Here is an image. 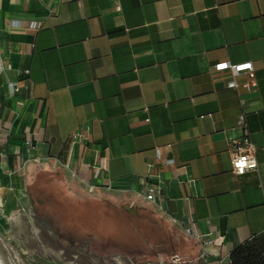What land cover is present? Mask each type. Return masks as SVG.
<instances>
[{
	"label": "crops",
	"instance_id": "1",
	"mask_svg": "<svg viewBox=\"0 0 264 264\" xmlns=\"http://www.w3.org/2000/svg\"><path fill=\"white\" fill-rule=\"evenodd\" d=\"M0 61V199L59 170L191 228L200 264L264 234V0H0ZM223 61L256 85L228 89ZM242 113L258 172L235 176ZM150 182L162 209L137 197Z\"/></svg>",
	"mask_w": 264,
	"mask_h": 264
},
{
	"label": "rangeland",
	"instance_id": "2",
	"mask_svg": "<svg viewBox=\"0 0 264 264\" xmlns=\"http://www.w3.org/2000/svg\"><path fill=\"white\" fill-rule=\"evenodd\" d=\"M52 173H54L52 177L46 181L48 185L44 187V192L39 191L41 190L40 188H36L37 191L35 193L39 195L37 199L43 198L46 195H53L58 199L57 201L62 199L63 202L65 201L68 204L70 214H76L78 218L65 221L67 225L71 223V226L64 229L65 225L63 224L65 223H60L58 217L53 215L52 212H44L45 209H43L44 211H38V208L34 206V202L30 199L27 192H25L24 196L20 195L19 198H15L12 195H8L7 198H1L0 260L3 264L178 263H138L133 252L122 250L118 254H115L111 251L113 246L97 248L85 236L81 239H76L77 236H75L74 230L90 231L91 228H97V216L103 211L105 203L122 206L110 197L104 199L101 197L95 200L88 196V193L75 192L68 187L67 179L62 172L57 170ZM32 184L33 178L29 189H31ZM58 210L60 209L58 208ZM155 215L157 214L155 213ZM83 222H86V226L88 227L83 225ZM167 224L175 228L173 225ZM61 228L63 229L60 230ZM181 233L183 234V232ZM188 240L197 247L194 241ZM138 254L142 255V252ZM175 259L177 261L178 256Z\"/></svg>",
	"mask_w": 264,
	"mask_h": 264
},
{
	"label": "trees",
	"instance_id": "3",
	"mask_svg": "<svg viewBox=\"0 0 264 264\" xmlns=\"http://www.w3.org/2000/svg\"><path fill=\"white\" fill-rule=\"evenodd\" d=\"M53 174L37 172L33 176V184L31 189L28 188L27 194L38 211L45 209L44 212H52L60 223L78 218V215L70 214L68 204L62 199L57 201L58 199L53 195L46 194L43 198L37 199L39 195L35 193L36 188L44 192V187L48 185L46 181ZM70 224H63L64 229L69 228ZM83 225L86 226L87 223L83 222ZM74 234L77 236L76 239L85 236L97 248L113 246L111 251L115 254L122 250L133 252L138 263L200 264L197 247L188 240L190 238L170 227L163 219L147 209L123 208L116 204L105 203L103 211L97 216V228H91L90 231L74 230ZM139 252H142V255L138 254ZM176 256H178L177 261ZM229 264H264V234L254 236L234 248L229 254Z\"/></svg>",
	"mask_w": 264,
	"mask_h": 264
},
{
	"label": "built area",
	"instance_id": "4",
	"mask_svg": "<svg viewBox=\"0 0 264 264\" xmlns=\"http://www.w3.org/2000/svg\"><path fill=\"white\" fill-rule=\"evenodd\" d=\"M119 10V7H117ZM2 62L0 61V70L2 69ZM214 72H226L231 79L227 82L228 89H237L236 78L241 74H246L249 81L243 85L246 90H251L256 85L254 69L252 63L232 64L229 61L216 63L212 67ZM25 74L28 71H24ZM10 89L15 91L12 85ZM238 131V135L230 136L227 139L228 152L230 155L231 172L235 176H242L248 172H258V163L256 160V145L252 142L249 136V131L245 121V115L242 113L238 117L237 126L234 128ZM151 174L149 178H153ZM162 192L159 185L155 183H147L142 193H138V198H143L145 201L156 205L162 209L160 204ZM183 234L188 238H193L194 241L200 242V236H194L191 228H185Z\"/></svg>",
	"mask_w": 264,
	"mask_h": 264
},
{
	"label": "bare ground",
	"instance_id": "5",
	"mask_svg": "<svg viewBox=\"0 0 264 264\" xmlns=\"http://www.w3.org/2000/svg\"><path fill=\"white\" fill-rule=\"evenodd\" d=\"M0 264H3L1 260H0Z\"/></svg>",
	"mask_w": 264,
	"mask_h": 264
}]
</instances>
